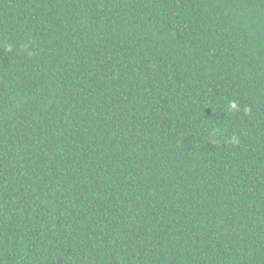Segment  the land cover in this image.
I'll list each match as a JSON object with an SVG mask.
<instances>
[{
    "label": "trees",
    "instance_id": "1",
    "mask_svg": "<svg viewBox=\"0 0 264 264\" xmlns=\"http://www.w3.org/2000/svg\"><path fill=\"white\" fill-rule=\"evenodd\" d=\"M0 264H264V0H0Z\"/></svg>",
    "mask_w": 264,
    "mask_h": 264
}]
</instances>
